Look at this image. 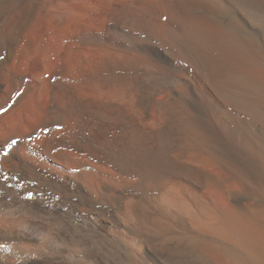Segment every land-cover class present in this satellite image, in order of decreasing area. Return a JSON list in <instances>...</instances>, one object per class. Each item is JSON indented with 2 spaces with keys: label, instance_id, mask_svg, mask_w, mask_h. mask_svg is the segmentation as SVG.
Returning a JSON list of instances; mask_svg holds the SVG:
<instances>
[{
  "label": "bare ground",
  "instance_id": "obj_1",
  "mask_svg": "<svg viewBox=\"0 0 264 264\" xmlns=\"http://www.w3.org/2000/svg\"><path fill=\"white\" fill-rule=\"evenodd\" d=\"M147 1L0 0V264H264V0Z\"/></svg>",
  "mask_w": 264,
  "mask_h": 264
},
{
  "label": "snow or ice",
  "instance_id": "obj_2",
  "mask_svg": "<svg viewBox=\"0 0 264 264\" xmlns=\"http://www.w3.org/2000/svg\"><path fill=\"white\" fill-rule=\"evenodd\" d=\"M3 57L0 56V60H2ZM25 83H27V81H24ZM23 94V89H21L20 91L14 93V98H13V103L15 101V97H19ZM13 103H9L7 105V107H0V113H4L7 112L9 110V108H11L13 106ZM38 138V137H37ZM29 140H31V137L28 138ZM22 142V140L20 139H16V138H10L6 141H4L3 143H0V155L4 156V157H9L13 150L17 148V146ZM9 177L6 176L4 174L3 169H0V188L3 187H7L9 189H19L21 187V185L19 183L17 184H9L8 181ZM3 193L0 192V195H2ZM33 198V193L31 191L27 192L26 194H24L23 199L27 200H31ZM56 199H59V197H55ZM11 251L10 246L6 243H0V255L7 253Z\"/></svg>",
  "mask_w": 264,
  "mask_h": 264
},
{
  "label": "rangeland",
  "instance_id": "obj_3",
  "mask_svg": "<svg viewBox=\"0 0 264 264\" xmlns=\"http://www.w3.org/2000/svg\"><path fill=\"white\" fill-rule=\"evenodd\" d=\"M148 3H152V4H155V5H158L154 0H148L147 1ZM187 204V203H186ZM186 204H184V207H183V214L188 218V219H193L192 217H194V214H193V208L187 204V207H186ZM189 206V207H188ZM186 207V208H185Z\"/></svg>",
  "mask_w": 264,
  "mask_h": 264
},
{
  "label": "clouds",
  "instance_id": "obj_4",
  "mask_svg": "<svg viewBox=\"0 0 264 264\" xmlns=\"http://www.w3.org/2000/svg\"><path fill=\"white\" fill-rule=\"evenodd\" d=\"M42 239H44V238H42Z\"/></svg>",
  "mask_w": 264,
  "mask_h": 264
}]
</instances>
